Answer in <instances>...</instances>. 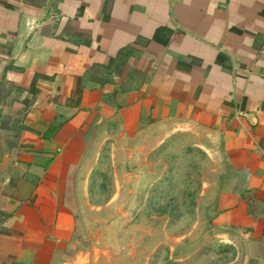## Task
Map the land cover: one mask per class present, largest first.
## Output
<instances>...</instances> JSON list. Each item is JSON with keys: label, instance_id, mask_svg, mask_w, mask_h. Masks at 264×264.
Masks as SVG:
<instances>
[{"label": "crops", "instance_id": "0c3cea01", "mask_svg": "<svg viewBox=\"0 0 264 264\" xmlns=\"http://www.w3.org/2000/svg\"><path fill=\"white\" fill-rule=\"evenodd\" d=\"M3 83L24 111L0 264H94L76 238L94 172L105 206L129 200L175 138L228 176L218 231L264 237V0H0Z\"/></svg>", "mask_w": 264, "mask_h": 264}, {"label": "rangeland", "instance_id": "374dc122", "mask_svg": "<svg viewBox=\"0 0 264 264\" xmlns=\"http://www.w3.org/2000/svg\"><path fill=\"white\" fill-rule=\"evenodd\" d=\"M11 92L8 83L0 85V162L6 167L16 159L14 128L24 111ZM151 161L150 184L107 206L113 191L110 170L94 172L90 209H83L76 236L84 250L96 249L94 264H257L254 257L264 256V237L253 241L246 232L218 231L213 224L228 203L221 200L228 176L217 158L175 138Z\"/></svg>", "mask_w": 264, "mask_h": 264}, {"label": "trees", "instance_id": "16d2710c", "mask_svg": "<svg viewBox=\"0 0 264 264\" xmlns=\"http://www.w3.org/2000/svg\"><path fill=\"white\" fill-rule=\"evenodd\" d=\"M237 188H238V192H240V189H239V187L237 186Z\"/></svg>", "mask_w": 264, "mask_h": 264}]
</instances>
